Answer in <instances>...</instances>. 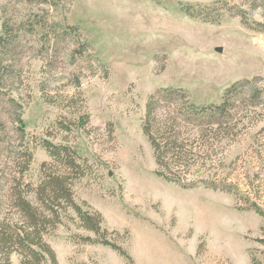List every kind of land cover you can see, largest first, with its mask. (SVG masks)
<instances>
[{
    "label": "rangeland",
    "instance_id": "1",
    "mask_svg": "<svg viewBox=\"0 0 264 264\" xmlns=\"http://www.w3.org/2000/svg\"><path fill=\"white\" fill-rule=\"evenodd\" d=\"M24 6L0 0V32L2 12L22 14ZM53 18L75 28L72 37L14 55L29 101L24 138L2 103L0 119L4 143L31 153L24 183L37 185L41 165L55 164L46 143L68 146L84 173L71 183L74 201L103 219L106 232L96 235L67 208L43 236L57 264H264V0H68ZM76 43L83 54L66 53ZM162 88L203 105H218L231 88L237 135L218 171L230 177L231 193L156 175L142 125L146 101ZM10 147L0 149V166L13 163ZM9 260L20 264L17 254Z\"/></svg>",
    "mask_w": 264,
    "mask_h": 264
},
{
    "label": "trees",
    "instance_id": "2",
    "mask_svg": "<svg viewBox=\"0 0 264 264\" xmlns=\"http://www.w3.org/2000/svg\"><path fill=\"white\" fill-rule=\"evenodd\" d=\"M12 1L16 5L22 3L28 9H24L22 14L10 13L8 9L2 12L0 97L7 94L15 97L10 95L6 102L0 103L8 108L6 112L10 115L12 132L16 138L23 139L22 113L29 101H25L19 93L23 82L20 74L17 75L12 68L17 66L14 55L22 50L47 52L50 46L61 44L63 36L72 37L71 32L76 29L67 26L64 20L53 18L59 6L65 5L68 0ZM187 13L191 17L208 21ZM28 42L31 45L27 46ZM89 46L87 43L86 53ZM66 47V53L70 55L81 53L77 43ZM231 88L218 105L196 104L188 92L180 88H162L148 98L142 130L152 150L155 173L159 178L182 188L203 185L212 190L228 193L233 191L230 177L223 175L220 178L218 172L224 167L223 160L228 150L226 147L234 142L237 135V110L235 102L229 97ZM260 92L253 91L255 99L257 95H261ZM1 121L0 119V149L8 152L5 148L11 145L4 143L2 139L6 124ZM224 143V148L220 150L219 145ZM45 149L55 164L41 165L43 179L35 186L24 183V174L31 162V153L27 149L16 153L10 147L9 154L14 157L13 163H7V167L0 166V264H11L9 259L12 254L19 256L20 264H57L55 255L43 241V236L63 223L62 218L67 208L73 210L87 231L96 235L106 232L102 229L103 219L99 213L90 211L86 203L82 205L87 210L82 211L81 206L74 201L71 183L84 174L75 152L68 146L47 143ZM46 168L50 169L46 171ZM7 172L8 178H5L4 173ZM203 173H209L211 178L203 179L200 176ZM248 209L262 215L255 204H251ZM99 243L124 256L118 247L108 241ZM251 264H257L255 259H251Z\"/></svg>",
    "mask_w": 264,
    "mask_h": 264
}]
</instances>
